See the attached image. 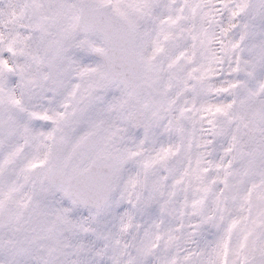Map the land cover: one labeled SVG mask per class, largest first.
Segmentation results:
<instances>
[{
	"label": "snow or ice",
	"instance_id": "6c2138e0",
	"mask_svg": "<svg viewBox=\"0 0 264 264\" xmlns=\"http://www.w3.org/2000/svg\"><path fill=\"white\" fill-rule=\"evenodd\" d=\"M0 264H264V0H0Z\"/></svg>",
	"mask_w": 264,
	"mask_h": 264
}]
</instances>
